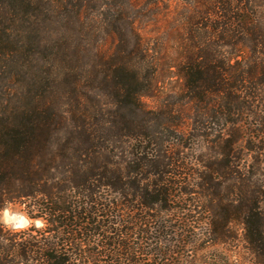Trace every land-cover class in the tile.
I'll return each instance as SVG.
<instances>
[{"label": "trees", "instance_id": "16d2710c", "mask_svg": "<svg viewBox=\"0 0 264 264\" xmlns=\"http://www.w3.org/2000/svg\"><path fill=\"white\" fill-rule=\"evenodd\" d=\"M12 203L0 264H264V0H0Z\"/></svg>", "mask_w": 264, "mask_h": 264}, {"label": "clouds", "instance_id": "9594fccd", "mask_svg": "<svg viewBox=\"0 0 264 264\" xmlns=\"http://www.w3.org/2000/svg\"><path fill=\"white\" fill-rule=\"evenodd\" d=\"M33 226L42 228L44 223L41 220H33L25 212L15 210L14 205L0 207V228L19 233Z\"/></svg>", "mask_w": 264, "mask_h": 264}, {"label": "rangeland", "instance_id": "374dc122", "mask_svg": "<svg viewBox=\"0 0 264 264\" xmlns=\"http://www.w3.org/2000/svg\"><path fill=\"white\" fill-rule=\"evenodd\" d=\"M178 80L176 79H172L170 82L167 83V87H169L170 89H175L177 88L178 86ZM11 205H14L15 206V210L17 211H22V212H25V208L22 204L20 203H12ZM238 239H239V247L241 248L242 251H244L243 249V242H242V234H241V230H238ZM199 237H206V236H203V235H198ZM245 255V254H244ZM241 256H242V253H241ZM246 260H251L248 255H247V259ZM252 261V260H251Z\"/></svg>", "mask_w": 264, "mask_h": 264}]
</instances>
